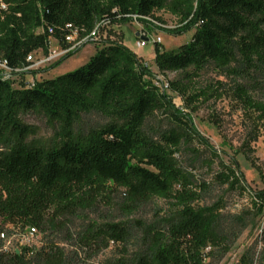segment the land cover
<instances>
[{
	"label": "trees",
	"instance_id": "1",
	"mask_svg": "<svg viewBox=\"0 0 264 264\" xmlns=\"http://www.w3.org/2000/svg\"><path fill=\"white\" fill-rule=\"evenodd\" d=\"M159 12L177 20L170 34L195 30L175 50L154 43L158 70L184 73L183 82L167 89L122 40H89L96 30L100 35L103 28L133 21L149 29ZM67 36L88 41L54 68L88 43L97 45L80 68L32 84L16 85L0 75V264H89L112 245L120 256L98 264H210L214 250H226L250 221L264 215V189L252 190L239 169L220 158L166 90L188 104L208 102L216 90L188 96L190 79L214 67L237 80L236 96L264 121V0H0V58L11 72L31 74L28 57L47 53L51 39L70 49ZM159 113L175 127L156 131L150 122ZM31 114L54 131L53 146L30 142L33 130L24 119ZM88 114L109 122L76 135L75 125ZM193 142L218 160L214 184L249 199L242 215L226 221L219 204L195 209L208 187H194L175 158L183 144ZM153 199L167 201L173 210L162 225L89 223L73 231L81 212L95 213L103 205L130 217ZM16 230L50 239L39 249L12 251L6 244ZM260 240L264 246V227ZM133 244L137 250L130 254ZM260 261L264 264V251Z\"/></svg>",
	"mask_w": 264,
	"mask_h": 264
},
{
	"label": "rangeland",
	"instance_id": "2",
	"mask_svg": "<svg viewBox=\"0 0 264 264\" xmlns=\"http://www.w3.org/2000/svg\"><path fill=\"white\" fill-rule=\"evenodd\" d=\"M155 18H158L159 21H153V27L150 25L149 29L145 28L143 24L133 21L103 28L100 30L99 38L122 40L123 43L133 47L137 56L146 63L151 73L156 77V81L167 89L168 84L171 82H183L184 73H161L158 70L155 64L156 47L154 42L161 45L165 51L175 50L189 43L195 30L192 29L181 34H170L169 31L175 30L178 26L177 20L164 12L156 13ZM143 30L149 34L151 42L147 46L139 48L136 42L139 33ZM97 33L99 32L97 31ZM92 42L85 45L80 52L66 60L59 67L54 68V65L67 53L62 52V48L52 41L47 53L40 52L34 57V64L29 70H26L31 74L24 75V77L19 75L21 72H11L3 68L1 66L3 59L0 58V75L16 85L22 80L30 84L35 81L57 78L80 68L96 54L98 48ZM187 73L192 74V71L188 70ZM190 80L188 96L207 88H210L211 91L216 90L217 96L208 102L188 104L178 93L166 90V94L172 100L173 105L191 118L196 131L208 141L209 145L217 151L225 163L239 169L247 185L252 190H263L264 121L259 115L247 111L236 96L235 84L237 80L214 67H206ZM185 84H188V82L185 81ZM24 120L33 130V134L29 139L30 142L47 148L53 146L56 135L42 116L31 114L26 116ZM108 122L106 118L99 114L82 115L80 121L74 127V133L76 135H86L91 130L104 126ZM150 124L156 131L175 127L169 120V116L161 113L157 114ZM175 158L178 166L189 176L194 187L199 188L202 184H206L208 187L207 192H200V199L194 202L195 209L211 208L219 204L221 206L220 213L226 221H229L233 217L242 215L250 208V201L247 197L235 191H230L227 187L214 184L213 177L218 171V160L210 155L206 147L197 142L183 144L176 153ZM209 161H211V166ZM118 200L116 196L115 202H118ZM172 214L173 210L170 204L162 199H153L144 204L130 217H126L120 209L112 210L102 205L95 213L81 212L74 222L73 231H80L89 223L101 225L120 221H140L146 226L155 227L162 225ZM263 227L264 215L250 221L239 238L231 242L226 250L213 251V258L209 263L245 264L244 261L250 259L247 264H260V258L264 251L263 243L260 240ZM12 233L6 244L7 249L12 251H18L19 248L25 246L39 249L50 239L48 235L29 230L24 232L16 230ZM60 239L55 238V241L59 242ZM63 246L66 249L69 248V245ZM128 250L132 254L137 248L133 244ZM120 251L117 246L112 245L89 264H98L105 259L119 257ZM252 260H254V263Z\"/></svg>",
	"mask_w": 264,
	"mask_h": 264
},
{
	"label": "built area",
	"instance_id": "3",
	"mask_svg": "<svg viewBox=\"0 0 264 264\" xmlns=\"http://www.w3.org/2000/svg\"><path fill=\"white\" fill-rule=\"evenodd\" d=\"M51 32V31H50ZM99 39V33H96V35H95V40H93V42H95V41H97ZM52 41H54V42H56L57 44H58V42L57 41H55V40H53V39H51L50 41H49V49H50V46H51V43H52ZM66 42L69 44V45H74V49H76V48H78V47H80L82 44H84V43H80V42H75V41H73V37H70V36H67V38H66ZM151 42V39H150V36H149V34H147L144 30L142 31V32H140L139 33V38H138V40H137V42H136V45L139 47V48H143V47H145V46H147V44L148 43H150ZM155 43V42H154ZM59 45V44H58ZM60 47V46H59ZM61 48V47H60ZM62 50V52H64V53H68V52H65V50L64 49H61ZM49 51V50H48ZM43 53V51H39V53ZM31 61H32V65L34 64V57H32V59H31ZM2 66V65H1ZM4 68V67H3ZM30 69V68H29ZM30 84H32V83H30ZM34 232V231H33Z\"/></svg>",
	"mask_w": 264,
	"mask_h": 264
},
{
	"label": "bare ground",
	"instance_id": "4",
	"mask_svg": "<svg viewBox=\"0 0 264 264\" xmlns=\"http://www.w3.org/2000/svg\"><path fill=\"white\" fill-rule=\"evenodd\" d=\"M96 33H97V30H96V31L92 34V36L89 38L90 41L95 40V35H96ZM70 37H73V36H70ZM73 41H75V42H80V43H85L86 41H88V39H87V40H83V41H77L76 38L73 37ZM70 46H71V48L68 49V50H65V52H69V51H71V50L74 49V45H70ZM38 53H39V52H35V53L31 54V55L28 57L27 61H28L29 63H31V66L28 67L26 70H29V68L32 67V61H31V59H32V57H35ZM2 67H4L5 69L11 71V70L6 66V63H5V62L2 63Z\"/></svg>",
	"mask_w": 264,
	"mask_h": 264
},
{
	"label": "crops",
	"instance_id": "5",
	"mask_svg": "<svg viewBox=\"0 0 264 264\" xmlns=\"http://www.w3.org/2000/svg\"><path fill=\"white\" fill-rule=\"evenodd\" d=\"M124 45L126 46V47H128L131 51H133L134 52V50H133V47H131V46H129V45H127V44H125L124 43ZM135 53V52H134ZM136 54V53H135ZM137 55V54H136Z\"/></svg>",
	"mask_w": 264,
	"mask_h": 264
}]
</instances>
